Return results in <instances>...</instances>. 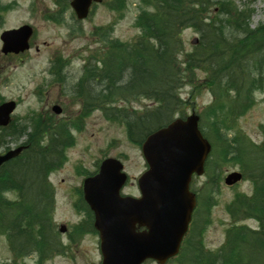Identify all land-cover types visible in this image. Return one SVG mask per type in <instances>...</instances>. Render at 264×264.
Returning <instances> with one entry per match:
<instances>
[{
  "label": "trees",
  "instance_id": "trees-1",
  "mask_svg": "<svg viewBox=\"0 0 264 264\" xmlns=\"http://www.w3.org/2000/svg\"><path fill=\"white\" fill-rule=\"evenodd\" d=\"M198 1L141 0L136 22L140 38L134 44L115 41L112 48L117 53L104 58L101 68L88 69L84 77H98L103 83L101 100L95 102L103 103L107 119L126 123L135 143L177 114L184 116L188 105H195L205 90L211 92L212 100L201 113V129L213 143L210 168L216 182L227 165L239 166L254 181V196L238 195L227 209L235 221L255 218L261 227L233 225L217 253L204 252L201 241L194 243L199 250L191 264H264V140L257 144L236 126L254 103L255 92L264 91V23L252 29V11L240 9L234 0ZM125 2L120 0L121 10ZM188 27L200 36L194 49L185 52L181 29ZM198 71L205 73L202 81ZM187 86L191 90L183 98L181 90ZM142 98L152 102L144 111L132 105ZM38 120L26 143L29 148L0 171V231L14 229L16 237L23 238L21 246L27 240L30 247L43 250L47 244L32 233L34 226L22 224L51 220L53 190L48 172L64 163L61 146L70 137L66 130L49 132L50 122ZM45 136L50 137L47 143H43ZM4 190L22 194L10 202ZM190 237H200V231ZM180 264L189 263L180 259Z\"/></svg>",
  "mask_w": 264,
  "mask_h": 264
},
{
  "label": "rangeland",
  "instance_id": "rangeland-1",
  "mask_svg": "<svg viewBox=\"0 0 264 264\" xmlns=\"http://www.w3.org/2000/svg\"><path fill=\"white\" fill-rule=\"evenodd\" d=\"M140 0H126V8L122 11H112L109 6H102L96 9L91 18L83 23L68 15L62 23L49 20L46 16L45 7L52 6V0H0L2 4H9L7 10H0V35L4 29L19 27L23 24H30L35 29V35L32 40L31 49L24 53L22 59L16 56H8L1 52L2 40L0 38V99H20L21 106L17 111L18 118L23 122L27 121V115L36 111L53 112L52 104H62L64 112L61 118L69 120L70 117L79 114V104L75 103L70 96L69 89L73 84H77L79 75L82 73L84 60L90 55L91 51H102L103 46L96 44L93 40L98 37L92 35L94 26H105L112 22L115 17L118 22L115 26L114 36L122 41H132L140 35L141 29L136 25V17L139 13ZM187 4L196 0H183ZM240 9L249 8L252 11L250 27L254 29L264 22V0H234ZM197 2H199L197 0ZM142 3V2H141ZM217 12V8H212ZM121 12L124 15H121ZM120 13V15H118ZM74 27H82L83 34L73 30ZM181 36L185 52L194 49L199 34L194 28H182ZM74 31V34L72 32ZM60 56L69 61L60 74L65 75L63 83H55L49 93L50 99L45 96L40 99L34 94V89L43 85L49 80L48 73H44L45 68L50 65L53 55ZM183 54L180 58H183ZM117 67V66H116ZM119 68L114 72H118ZM199 80L205 78V73L198 71ZM202 81V80H201ZM61 83V84H60ZM103 85H98L97 93L101 91ZM191 87L187 86L181 90L183 97L189 95ZM212 99L210 91L205 90L197 99L195 107L200 113L204 106ZM151 101L142 98L139 102L133 103L134 106L144 109ZM191 113V107L187 109V114ZM16 115V116H17ZM177 114L176 116H178ZM124 124V125H123ZM114 122L106 118L105 114L96 110L89 117L84 119L80 130L74 131L75 144L66 151L67 163L60 169L54 171L50 180L54 184L56 194V210L54 214L55 224L66 223L74 226L84 217L74 207V201L78 198L76 188L82 183L87 174L93 173L98 169V162L107 157L119 158L124 162L125 171L129 174L132 185L124 190L126 193L138 194V188L135 183L136 178L147 169L145 158L141 151V146L132 143L126 131V123ZM261 125L264 126V91H257L255 101L237 121L236 126L240 132H243L252 140L260 141L263 137ZM235 130L230 131L231 138ZM0 139H3L0 138ZM23 137L20 138V141ZM9 142L8 145L15 146L18 141L14 137L4 139ZM6 145H0V150ZM222 180L214 192L213 207L207 215L201 212L198 216L199 225H204L203 240L206 248L218 250L226 238V230L232 224V218L227 212L226 206L231 202L238 191L252 190V182H244L237 188H230L224 182L228 173L234 170H240L239 166L227 165ZM85 171V174L82 172ZM214 177V172L211 173ZM204 177L197 180V185L201 186ZM207 191L202 196L205 197ZM16 192L6 193L7 198H14ZM15 199V198H14ZM83 216V217H82ZM209 219V224L204 219ZM243 223V222H241ZM253 227L258 226L255 219L244 221ZM63 243L66 245L67 237L60 234ZM58 246L61 248L59 241ZM98 237L94 234L82 236L78 242L74 243V248L70 250L72 260L65 258V253L57 251L55 253L54 263L51 264H89L98 261ZM63 253V254H62ZM58 254H62L58 256ZM192 252H187V257ZM6 245V236L0 232V260L9 257ZM24 256V255H22ZM26 257V256H24ZM38 256L34 255L33 259ZM186 257V258H187ZM146 264H157L149 261Z\"/></svg>",
  "mask_w": 264,
  "mask_h": 264
},
{
  "label": "water",
  "instance_id": "water-1",
  "mask_svg": "<svg viewBox=\"0 0 264 264\" xmlns=\"http://www.w3.org/2000/svg\"><path fill=\"white\" fill-rule=\"evenodd\" d=\"M92 2L72 0L80 19L88 16ZM32 34L28 25L4 32L3 52L25 51ZM14 109V102L0 106V124L9 123ZM199 120L194 112L147 137L143 151L150 168L139 179L142 198L120 195L127 175L118 159H106L100 173L86 180L85 198L95 212V226L101 233L103 264H142L146 259L163 264L179 252L195 207L189 188L191 178L194 173L203 174L211 151V144L199 129ZM21 150L0 155V167ZM241 178L235 172L226 183L232 185ZM136 223L148 230L137 231Z\"/></svg>",
  "mask_w": 264,
  "mask_h": 264
},
{
  "label": "flooded vegetation",
  "instance_id": "flooded-vegetation-1",
  "mask_svg": "<svg viewBox=\"0 0 264 264\" xmlns=\"http://www.w3.org/2000/svg\"><path fill=\"white\" fill-rule=\"evenodd\" d=\"M1 3V2H0ZM70 3L71 0H52V6L51 7H45V10L47 11L46 16L50 18H61L65 19L68 17L69 14H71V8H70ZM63 70V67H61L60 73ZM49 74V81L48 83H45V87H47V92L45 93V96H47L48 100L50 99V91L55 84V78H56V71H55V66L52 65L50 66L48 70ZM21 239H23L21 237ZM25 240V239H24ZM67 243L65 246V258L67 260H72V254L70 252L71 249L74 248V239H71L70 237L67 236ZM7 249L9 252V257H5L4 259L0 260V264H51L54 263L55 260V253L52 251V247L50 248L51 252L48 253H40L38 254V257L36 259H33L34 255L31 254H26L24 256L20 255L18 251H16L13 247L12 250L10 249V246L8 242H6ZM63 254V253H62ZM58 254V256L62 255ZM101 256L99 257V259ZM99 260L96 262H92L89 264H98Z\"/></svg>",
  "mask_w": 264,
  "mask_h": 264
}]
</instances>
